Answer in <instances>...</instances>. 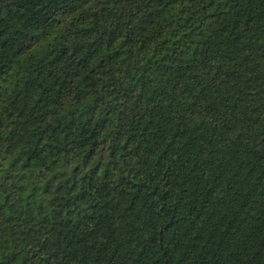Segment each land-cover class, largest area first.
Here are the masks:
<instances>
[{
  "label": "trees",
  "instance_id": "trees-1",
  "mask_svg": "<svg viewBox=\"0 0 264 264\" xmlns=\"http://www.w3.org/2000/svg\"><path fill=\"white\" fill-rule=\"evenodd\" d=\"M0 264H264V0H0Z\"/></svg>",
  "mask_w": 264,
  "mask_h": 264
}]
</instances>
